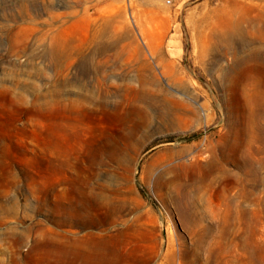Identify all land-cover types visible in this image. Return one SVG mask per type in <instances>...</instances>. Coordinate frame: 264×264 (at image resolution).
<instances>
[{
	"label": "rangeland",
	"instance_id": "rangeland-1",
	"mask_svg": "<svg viewBox=\"0 0 264 264\" xmlns=\"http://www.w3.org/2000/svg\"><path fill=\"white\" fill-rule=\"evenodd\" d=\"M263 108L264 0H0V264H264Z\"/></svg>",
	"mask_w": 264,
	"mask_h": 264
},
{
	"label": "bare ground",
	"instance_id": "bare-ground-1",
	"mask_svg": "<svg viewBox=\"0 0 264 264\" xmlns=\"http://www.w3.org/2000/svg\"><path fill=\"white\" fill-rule=\"evenodd\" d=\"M110 255H112L111 252H95L94 253V251H91L90 249H87V250H84L83 252H81V254H80V260H81V263H83V264L90 263V262H95L97 264H105V260H106L105 257H109ZM106 261H107L108 264H111V257H109L108 260H106Z\"/></svg>",
	"mask_w": 264,
	"mask_h": 264
}]
</instances>
